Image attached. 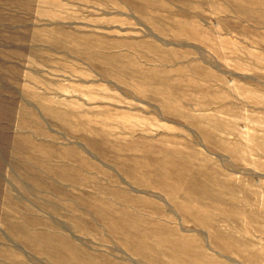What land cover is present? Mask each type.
<instances>
[{
	"label": "rangeland",
	"instance_id": "1",
	"mask_svg": "<svg viewBox=\"0 0 264 264\" xmlns=\"http://www.w3.org/2000/svg\"><path fill=\"white\" fill-rule=\"evenodd\" d=\"M0 264H264V0H0Z\"/></svg>",
	"mask_w": 264,
	"mask_h": 264
}]
</instances>
